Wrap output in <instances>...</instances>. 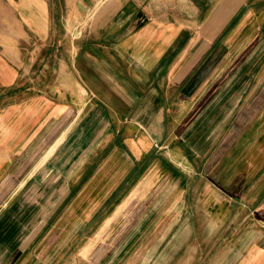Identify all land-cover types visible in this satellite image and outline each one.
I'll list each match as a JSON object with an SVG mask.
<instances>
[{
	"label": "crops",
	"instance_id": "obj_1",
	"mask_svg": "<svg viewBox=\"0 0 264 264\" xmlns=\"http://www.w3.org/2000/svg\"><path fill=\"white\" fill-rule=\"evenodd\" d=\"M102 1L46 87L0 50V264H264V0Z\"/></svg>",
	"mask_w": 264,
	"mask_h": 264
},
{
	"label": "rangeland",
	"instance_id": "obj_2",
	"mask_svg": "<svg viewBox=\"0 0 264 264\" xmlns=\"http://www.w3.org/2000/svg\"><path fill=\"white\" fill-rule=\"evenodd\" d=\"M40 1V3H38ZM84 1V0H81ZM80 0H0V50L16 52L23 66V76L19 81L25 85L22 93H30L27 87L32 84L46 87V83L55 81L57 73L56 54L62 55L66 61L69 56L61 54L66 52L69 41L85 34L96 23L102 0L93 1L96 7L90 9V4L84 5ZM88 1V0H86ZM89 7V8H88ZM42 18L48 27L49 39H43L42 28L36 31L35 24L42 25ZM59 46H57V44ZM12 53V54H13ZM15 53V54H16ZM25 68H27L26 73ZM33 85V86H34ZM82 92L85 93L84 88ZM231 135L233 131H230ZM222 138V142L229 143L233 136ZM213 240L206 237L202 240L201 248L207 253H212ZM193 245H196L194 243ZM190 249L185 258L177 257L170 264H198L199 260ZM212 257L206 256L208 263ZM208 260V261H207ZM202 263L204 257H202Z\"/></svg>",
	"mask_w": 264,
	"mask_h": 264
},
{
	"label": "bare ground",
	"instance_id": "obj_3",
	"mask_svg": "<svg viewBox=\"0 0 264 264\" xmlns=\"http://www.w3.org/2000/svg\"><path fill=\"white\" fill-rule=\"evenodd\" d=\"M38 3H40V1H38ZM40 5H41V3H40ZM36 27V26H35ZM37 28V27H36Z\"/></svg>",
	"mask_w": 264,
	"mask_h": 264
}]
</instances>
